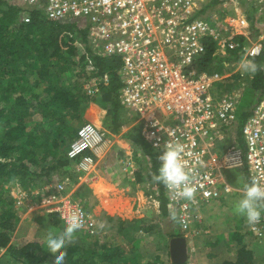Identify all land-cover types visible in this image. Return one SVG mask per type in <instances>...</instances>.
<instances>
[{"label": "built area", "instance_id": "2783aa9c", "mask_svg": "<svg viewBox=\"0 0 264 264\" xmlns=\"http://www.w3.org/2000/svg\"><path fill=\"white\" fill-rule=\"evenodd\" d=\"M203 1L12 0L23 10L22 20L27 23L29 12L34 10L44 13L48 20L85 21L86 41L92 53L121 59L120 103L137 114L142 136L151 148L160 154L166 141L186 145L185 159L197 173L194 198L174 199L165 188L168 212L177 219L183 233H190L194 222L200 220L197 210L203 204L233 193L223 178L225 170H243L250 181L264 186V96L243 126L244 150L235 142L221 148L218 141H224L227 132L237 130V105L249 74L241 69V61L225 74L197 70L206 39L235 49L239 44L233 43V38L243 36L247 40L242 46L243 58L260 56L264 51V23L256 38L249 35L245 14L237 21L231 20L236 28L233 26L230 32L222 20L214 32L213 18L202 17ZM258 2L264 20V0ZM235 77L240 86L223 89ZM106 143L104 131L90 122L81 125L66 150V157L75 163L73 183L87 184L96 178L97 160ZM70 184L67 179L43 187L39 204L55 213L63 224L71 211L81 212L83 227L78 231L93 234L97 223L81 203L67 194ZM262 225L260 220L251 226L260 238L264 236Z\"/></svg>", "mask_w": 264, "mask_h": 264}, {"label": "trees", "instance_id": "16d2710c", "mask_svg": "<svg viewBox=\"0 0 264 264\" xmlns=\"http://www.w3.org/2000/svg\"><path fill=\"white\" fill-rule=\"evenodd\" d=\"M218 2L222 3L216 0L211 6ZM250 7L244 14L250 24L249 35L256 38L262 33L264 20L259 14L260 5L252 2ZM208 8L204 6L201 14ZM21 12V7L12 0H0V252L9 257L5 264H56L41 242H13L21 215L18 202L11 193L12 186L35 198L33 192L38 190L41 194L45 185L65 179L75 182L76 174L66 157V147L76 137L79 122H88L82 118L90 105L106 114L110 120L107 130L112 134L132 124L136 116L120 103L122 82L118 70L121 59L92 53L86 41L88 24L85 21L48 20L44 13L34 10L29 12L30 22L27 23L22 20ZM232 42L239 47L230 49L226 43L222 45L206 39L205 52L197 70L211 74L230 72L231 66L243 58L242 46L247 40L237 36ZM250 60L257 66L255 73L248 72L249 78L245 82L253 93L252 100L238 113L237 133L232 140L243 150V126L264 96V51ZM68 79L71 83H64ZM234 79L237 83L233 87L237 88L240 86L238 77ZM43 80L46 83H41ZM94 81L95 87L92 86ZM231 88L229 84L225 89ZM91 115L94 116L93 112ZM126 138L150 159L149 170L153 177L159 166V152L143 138L137 124L132 126ZM154 182L162 196L160 211L168 216L165 187ZM50 214L58 226L60 218L55 213ZM261 220L264 233V213ZM125 224L122 221V226ZM140 229L139 232L149 233L153 227L140 226ZM76 233L74 240H80ZM226 244L234 248L236 259L219 264H264V255L258 258L244 244L243 235H232ZM107 246L100 247L98 242L86 237L68 245L64 264H136L128 260L125 247Z\"/></svg>", "mask_w": 264, "mask_h": 264}, {"label": "crops", "instance_id": "0c3cea01", "mask_svg": "<svg viewBox=\"0 0 264 264\" xmlns=\"http://www.w3.org/2000/svg\"><path fill=\"white\" fill-rule=\"evenodd\" d=\"M92 112L94 116L91 115ZM133 113L136 116V120L132 122L134 123L133 125H125L116 134H112L110 130L105 131L107 143L103 148L102 157L97 160L95 172L96 178L87 184L72 182L67 186L66 192L68 195H72L74 200L81 203L90 212L92 218L97 223L96 232L99 235H103L106 233V230L110 231L112 236L118 239L119 244H117V246H122L127 249L126 255H129L130 253L138 254L142 247H149L148 245L152 244L153 239L156 236L157 240L161 239L162 243L168 239L167 247L168 256L170 258L169 245L172 239L176 237H184L186 239L187 234H190L191 237L194 232L199 231L200 229L203 232L209 228L204 222L202 211H204L210 203L203 204V206L197 210L200 220L194 222L190 233L182 234L183 232L174 216L170 214H168V216L162 215L160 207H157V205L159 206L160 204V198L162 196L159 189L154 185V180L151 179V170H149L151 164L150 159L144 155L142 149L126 138L127 133L131 130L132 126L136 124L139 125L142 133V123L139 121L137 114L135 112ZM105 116L106 114L102 112L101 109L95 107V105H90L86 110L83 121H88L99 126L104 119H108V117ZM234 133H237V130ZM232 134L233 133L231 132H227L225 140L218 141L221 148H225V146L231 144L233 140ZM68 148L69 146L67 149ZM74 164L75 163L72 162V166ZM241 171L246 177V181L244 179L242 183L250 182L245 171ZM47 186L45 185L44 187ZM230 186L233 189V193L230 195H239L237 193L243 194L241 191L242 185L233 186L231 184ZM35 192V198L32 203L27 201V205L24 203V206L22 205L21 208H19L20 210L18 209L19 211L22 210L20 215H33L34 218L44 217L43 220L50 219L52 216L48 215L50 214L49 209L42 208L39 204L43 196L38 194V190ZM38 195H41L40 199ZM227 196L229 195H224L220 199L226 198ZM220 199L212 202L219 201ZM31 206H34V208H30ZM122 221L126 222L124 226H122ZM21 222L22 221H20V223ZM101 222L104 224L103 228L100 227ZM63 226L64 224L61 225L62 228ZM140 226H145L146 228L151 226L153 227V230L149 233H140ZM159 226L166 227L168 231L166 237L164 235L162 237L159 233L155 234V232L158 231L155 228ZM95 233L91 235H94ZM76 234L80 235L79 237L81 239L79 242L86 237L89 238V234L85 232L78 231ZM99 235L98 238H95L92 241H97L101 247L104 244H101L100 240L105 237H100ZM147 236H150L152 241L151 239L147 240ZM120 238H124V241L126 240V242L123 244V241H121ZM256 238L261 239L258 236H256ZM220 239L223 238L219 237V241ZM228 239H230V237H228ZM186 242L188 248L192 246V244L195 245V255H193V258L191 257L190 259H187L185 264H190L191 260L193 264H219L223 261H232L236 259L235 250L234 248H229V245L226 244L227 241H220L219 244H210L211 246H214L215 251H211L209 254L204 250V246H207V244H204L203 241L195 239L194 243L193 241H188L186 239ZM143 243H145L144 246ZM244 244L254 252L252 249L254 244ZM129 246L132 248L128 251ZM218 259H221V261L218 262ZM128 260L131 261L132 258H128ZM157 260H159L158 257L149 260L139 257L138 261H133H135L136 264H147L152 262L162 263L160 260ZM170 263L173 264L171 258Z\"/></svg>", "mask_w": 264, "mask_h": 264}, {"label": "rangeland", "instance_id": "374dc122", "mask_svg": "<svg viewBox=\"0 0 264 264\" xmlns=\"http://www.w3.org/2000/svg\"><path fill=\"white\" fill-rule=\"evenodd\" d=\"M215 1L216 0H204L203 1L204 4L202 6V8L204 6H209V8L206 9L205 12L203 13L202 17L213 18L212 23H211V27L213 28L214 32L217 29L216 24L218 23L219 20L224 21V26L228 27L229 28L228 30L230 32L231 29H233L232 28L233 26H234V28H236V26H235L236 22H233L231 20L237 21L238 18L242 14H244V12L247 13V11L251 8L250 5L252 4V2L259 4V2H258L259 0H217V1H221L222 3L219 4V2H218L214 6H211L214 4ZM220 33L222 35L224 32H220ZM66 77H69V76L67 75ZM71 78H73V77H71ZM68 80L64 81V83L65 82H66V84L71 83V81L70 80L68 81ZM72 80H74V78ZM41 83H46V81L43 80V82H41ZM235 83H237L236 79H233V81L231 83V87H232L231 89H233V86ZM245 87H247V86L245 85ZM223 89H225V87ZM93 90L94 89L92 87L91 88L92 93H93ZM252 95H253V93H252L251 89H249L248 87L245 88L241 92V98L239 99V102L237 105L238 113L242 109L247 107V105L252 100ZM109 122H110L109 119H104V121L102 122L101 125H99V126L95 125V124L94 125L98 129L105 132L107 130V127L109 126ZM79 123L80 124H78L79 125L78 129L81 127L83 122H79ZM133 124L134 123H132L131 125H133ZM234 137H236V133L232 134L233 139H234ZM62 148L64 151V145L62 146ZM71 169L74 170V165L71 166ZM223 178L225 179V181L227 183H229L230 185L232 184L233 186L242 185L243 184L242 182L244 181V179L246 181L245 174L241 170H238V169L225 170L223 172ZM72 182L73 181H71V183ZM11 190H12L11 191L12 195L16 198V201L18 202V204H20V205L17 204L18 209L21 208L22 205L24 206V203L27 205L28 202L32 203V201L34 200V198L32 199L30 196H27L25 193L21 192L20 188L17 186H12ZM237 194H239V195L233 194V195L227 196L228 198H223V199H220L219 201L211 202L204 209V211H202L204 222H205L206 226L209 228L203 232L200 229L199 231L194 232L191 237H190V234H187L186 239L188 241L189 240L193 241L194 243H195V239H197L198 241L199 240L203 241L204 244L205 243L207 244V246L206 245L204 246V250L207 251V253L209 254L211 251H215L214 246H211L210 244H216V243L219 244L220 243L219 237H222L223 241L226 242L228 240V237H231L232 235H236L238 233V234L243 235L244 243L254 244L252 249L257 254L258 258H261L264 255V236L261 239L256 238L254 233L251 231V226H249L246 223L245 219L242 216L236 215L234 213V211L231 210V207H234L235 203L243 195L240 193H237ZM69 196L72 197V195H69ZM27 199H29V200H27ZM30 208H34V206H31ZM48 215H51V214H48ZM43 218L44 217L34 218L33 215L32 216H29V215L24 216V214H22L21 220H20L22 222L19 223V225H18L19 227L16 229V232L13 235V242L18 243V244H23V243L28 242V241L41 242L47 251V247L45 244V236H46L47 232L49 230H56V231L62 230V227L60 225H62L63 223L61 221V223H59V225L56 226L52 220V217H50V219H47V220H43ZM155 229L158 230V231L155 230L156 231L155 234L159 233V235H162V237H163V235L166 237L168 231H167L165 226H163V227L159 226ZM140 233H142V232H140ZM182 234H185V233H182ZM98 235L99 234L96 232L94 235L90 236L89 238L91 240H94L95 238H98ZM99 236L105 237V238H102L100 241H101V244L108 245L107 247H109L111 245L113 246L114 244L115 245L119 244L118 239H116L114 236H112L111 232L108 230H106V233H104L103 235H99ZM149 237L150 236L146 237L147 240L151 239V241H152V238L151 237L149 238ZM120 240L123 241V244L126 242V240L124 241V238H120ZM74 243H79V239L76 238L69 245L74 244ZM161 243H162L161 239L157 240V238L155 236L151 245L148 242L149 247L144 246L145 243H143L144 247H142L141 251L138 254L130 253L129 255L127 254L126 256L128 258H132V260H135V261H138L139 257L140 258L142 257V259H145V260H149V259L158 257V259L162 263L171 264L170 258L168 256V247H167L168 239H166L165 242H163L162 244ZM130 248H132V247L129 246L128 251L130 250ZM67 249H68V245L66 248H63L60 250L66 251ZM187 253H188V259H190L191 257L193 258V255H195V245L192 244V246H190L189 248L187 247ZM5 255H7V254H5V252H0V261L2 262V264H5L9 261V259H8L9 257L7 258ZM131 255H132V257H131ZM50 256H51V259L54 261L52 254H50ZM4 257H6V258H4ZM220 261H221V259H218V262H220ZM14 263L15 262H12L11 264H14ZM190 264H193L192 260L190 261Z\"/></svg>", "mask_w": 264, "mask_h": 264}, {"label": "clouds", "instance_id": "9594fccd", "mask_svg": "<svg viewBox=\"0 0 264 264\" xmlns=\"http://www.w3.org/2000/svg\"><path fill=\"white\" fill-rule=\"evenodd\" d=\"M240 67L245 72L255 73L257 71L256 64L246 57L241 59ZM187 155L186 145L179 141L169 140L162 145L158 156L159 166L152 179L163 184L174 199L192 200L196 192L193 185L197 174L196 168L189 166L188 160L185 159ZM241 191L243 195L235 203L233 211L236 215L242 216L249 226H254L260 222L262 213H264V186L252 180L243 183ZM82 215L79 211H71L65 218L62 230L47 232L45 244L56 264H64L67 252L60 249L72 243L75 233L83 227ZM100 227H104L103 222Z\"/></svg>", "mask_w": 264, "mask_h": 264}, {"label": "water", "instance_id": "95a60500", "mask_svg": "<svg viewBox=\"0 0 264 264\" xmlns=\"http://www.w3.org/2000/svg\"><path fill=\"white\" fill-rule=\"evenodd\" d=\"M170 258L173 264H185L188 259L187 242L184 237H176L169 245Z\"/></svg>", "mask_w": 264, "mask_h": 264}]
</instances>
